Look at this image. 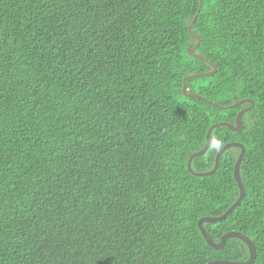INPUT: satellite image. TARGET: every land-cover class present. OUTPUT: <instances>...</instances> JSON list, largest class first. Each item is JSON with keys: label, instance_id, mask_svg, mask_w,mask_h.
I'll list each match as a JSON object with an SVG mask.
<instances>
[{"label": "trees", "instance_id": "16d2710c", "mask_svg": "<svg viewBox=\"0 0 264 264\" xmlns=\"http://www.w3.org/2000/svg\"><path fill=\"white\" fill-rule=\"evenodd\" d=\"M212 67L264 264V0H0V264L247 261Z\"/></svg>", "mask_w": 264, "mask_h": 264}, {"label": "water", "instance_id": "95a60500", "mask_svg": "<svg viewBox=\"0 0 264 264\" xmlns=\"http://www.w3.org/2000/svg\"><path fill=\"white\" fill-rule=\"evenodd\" d=\"M193 23H194V19L192 20L191 24L188 27V32H191V27H192ZM192 38L196 41V44L188 51V54L190 56L198 59V60H202L204 62H207L203 57L194 54L195 50L198 47L200 39L198 37H196V36H192ZM214 72H215V69L213 68V71L209 72V73L199 74V75H191V76L185 77L183 79V81H182V89H181V92H182L183 96H185L186 98H193V99L201 100V101L207 103L208 105L214 107L215 109H220V110H225V109L230 108V107L240 106V105L245 104V103L249 104V106L244 108V109H242L241 111H239L237 113V115L235 117L234 125H231L229 123H218V124L212 125L208 129V131L206 133L205 145H204L203 149L200 150L199 152H196V153L192 154L187 160L186 168H187L188 172L191 173L194 176H197V177H204V176H209L210 174H212L216 170L217 165H218V161L220 159V156L222 155V153L225 150H227L229 148H233V147L238 148L240 150L239 155H238V157L236 159V162L234 164V167H233V178H234V180L236 182V185H237V188H238V191H239L237 200L221 216H218L216 218H210V217L202 218V219H200L198 221L197 226H198V228H199V230L201 232V235H202L204 241L206 242V244L210 248H212L214 250H221L224 247V244H225L226 240H228L230 238H236V239L241 240L242 242H244L246 244V247H247V250H248L249 257H248V260L245 261V262L211 261L208 264H251L254 261V259H255L256 252H255V249H254V246H253L252 242L246 236H244V235H242V234H240L238 232H232L231 231V232H228V233L224 234L222 236V238L220 239V242L218 244H216V243H214L211 240L210 236L207 234V232L205 231V229L202 226V224H204V223L215 224L217 222L225 220L234 211V209L240 204V202L244 198V195H245L244 188H243V185H242V182H241V179H240V175H239L240 164L242 162V159H243V156H244V152H245L243 146L241 144H238V143H229V144H226L223 147H221L217 151V153L215 155L214 168L210 172H207V173H194L191 170V161L195 157L204 156L205 153L207 152V149H208V146H209V140H210L211 131L214 128L218 127V126H222V127H226L228 130H230L232 132L240 133L241 130H242V126L240 124V119H241L242 115L245 112L249 111L253 107V102L250 101V100L237 102L236 104H234V105H232L230 107H220L218 105H215V104L205 100L204 98H202V97H200V96H198L196 94H187L186 93V81L187 80L193 79V78H197V77H208V76H211Z\"/></svg>", "mask_w": 264, "mask_h": 264}]
</instances>
